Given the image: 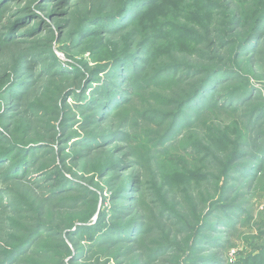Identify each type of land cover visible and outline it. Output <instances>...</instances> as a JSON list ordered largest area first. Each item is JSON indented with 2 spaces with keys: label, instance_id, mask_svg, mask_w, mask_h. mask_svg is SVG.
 Segmentation results:
<instances>
[{
  "label": "rangeland",
  "instance_id": "1",
  "mask_svg": "<svg viewBox=\"0 0 264 264\" xmlns=\"http://www.w3.org/2000/svg\"><path fill=\"white\" fill-rule=\"evenodd\" d=\"M0 264H264V0H0Z\"/></svg>",
  "mask_w": 264,
  "mask_h": 264
},
{
  "label": "trees",
  "instance_id": "2",
  "mask_svg": "<svg viewBox=\"0 0 264 264\" xmlns=\"http://www.w3.org/2000/svg\"><path fill=\"white\" fill-rule=\"evenodd\" d=\"M6 55L7 54H5V56ZM8 63H13V65L16 64V60H15V56L14 55H12V57L11 56L8 57ZM198 69H200V68H198ZM202 70L204 71L203 68H202Z\"/></svg>",
  "mask_w": 264,
  "mask_h": 264
}]
</instances>
